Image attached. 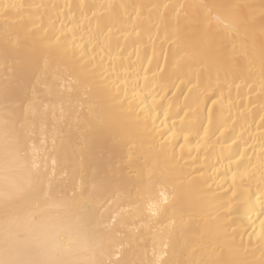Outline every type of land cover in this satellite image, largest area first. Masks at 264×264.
Wrapping results in <instances>:
<instances>
[{"label": "bare ground", "instance_id": "bare-ground-1", "mask_svg": "<svg viewBox=\"0 0 264 264\" xmlns=\"http://www.w3.org/2000/svg\"><path fill=\"white\" fill-rule=\"evenodd\" d=\"M0 264H264V0H0Z\"/></svg>", "mask_w": 264, "mask_h": 264}]
</instances>
